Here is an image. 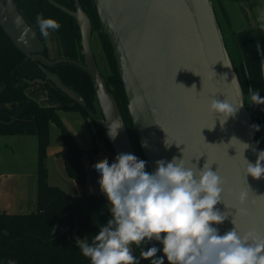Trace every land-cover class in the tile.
<instances>
[{
	"label": "water",
	"instance_id": "1",
	"mask_svg": "<svg viewBox=\"0 0 264 264\" xmlns=\"http://www.w3.org/2000/svg\"><path fill=\"white\" fill-rule=\"evenodd\" d=\"M45 1L74 20L84 60L46 57L43 53L48 45L25 20L15 1L0 0V28L26 60L42 64L40 77L29 81V85L50 83L102 126L114 157L129 153L139 159L114 93L96 63L90 42V16L78 1L73 10L56 0ZM91 2L111 49L126 111L141 154L147 161V172L156 171V161L170 162L174 157L184 159L190 167L195 164L202 168L206 162L212 164V170H218L224 180L222 200L215 208L228 214L223 224L213 227L223 235L234 227V221L241 234L255 229L264 235V177L256 180L245 176V159L254 164L260 149L245 108L241 81L226 49L212 1ZM254 41L264 91V54L257 38L254 37ZM242 60L250 98L253 82L243 55ZM57 64L73 65L88 74L96 113L78 92L47 69ZM213 97L244 105L223 122L218 114L209 111ZM114 121H118L120 127L113 141L108 132ZM118 124H114V130ZM245 190H248V198L241 203L238 194ZM241 208L247 210L246 214L240 213ZM147 243L149 248L155 246V240ZM130 251L134 256L131 246ZM156 258L157 254L153 259Z\"/></svg>",
	"mask_w": 264,
	"mask_h": 264
},
{
	"label": "clouds",
	"instance_id": "2",
	"mask_svg": "<svg viewBox=\"0 0 264 264\" xmlns=\"http://www.w3.org/2000/svg\"><path fill=\"white\" fill-rule=\"evenodd\" d=\"M260 18L264 19V11ZM36 24L44 38L49 37L50 30L60 28L56 20L43 16H37ZM250 99V104L264 105L259 91L250 90ZM243 105L213 97L209 111L224 122ZM114 124L118 121L108 132L113 141L120 127L118 124L114 130ZM253 127L259 131L258 125ZM245 161V176L256 180L264 177V150L257 153L254 164ZM146 164L133 154L120 153L111 165L107 158L93 165L101 174L98 182L109 201L110 219L91 241L86 237L76 240L90 264H139L130 246L152 240L163 245L168 264H264V235L255 229L241 234L234 221V227L223 235L213 227L223 224L228 214L215 208L222 200L224 180L218 170H212V164L190 167L184 159L174 157L170 162L156 161L154 173L146 171ZM247 198L248 190L238 194L241 203ZM239 211L246 214L247 210ZM158 251L155 246L141 250L140 258L150 264H164L163 258L153 259Z\"/></svg>",
	"mask_w": 264,
	"mask_h": 264
},
{
	"label": "trees",
	"instance_id": "3",
	"mask_svg": "<svg viewBox=\"0 0 264 264\" xmlns=\"http://www.w3.org/2000/svg\"><path fill=\"white\" fill-rule=\"evenodd\" d=\"M38 8L41 12L58 11L45 0H38ZM92 9L94 10L93 7ZM71 20L74 22L72 18ZM236 45L239 47V44ZM43 54L46 56V50ZM24 59L23 54L13 46L0 28V103H24L20 114L33 117L37 139L35 210L21 214L0 213V264H90L89 259L82 256L76 240L86 237L91 241L92 236L98 234L99 227L110 219V211L102 193H86V172L82 162L84 151L77 146L60 121L58 109L76 110L83 115L92 139L91 153L110 156L113 152L102 126L95 123L84 108L72 103L58 90L51 87L58 100L68 105L41 106L26 95L25 89L32 78L17 71L18 64ZM240 68L243 92L244 95H248L242 63ZM114 96L127 124L119 99L115 94ZM244 104L261 151L263 124L259 107L247 104L245 98ZM8 120L7 114L0 113V121ZM49 123H54L59 129L62 149L58 155L63 161L67 177L80 186L82 190L80 195L50 186L47 182V168L44 161L49 143ZM254 125L259 126V131L255 130ZM131 247L134 250L133 257L139 260V264H150L149 260L140 258V251H147L149 248L147 241L142 246ZM155 247L159 249L158 258H163L156 240ZM163 259L164 264H168L167 258Z\"/></svg>",
	"mask_w": 264,
	"mask_h": 264
},
{
	"label": "crops",
	"instance_id": "4",
	"mask_svg": "<svg viewBox=\"0 0 264 264\" xmlns=\"http://www.w3.org/2000/svg\"><path fill=\"white\" fill-rule=\"evenodd\" d=\"M19 11L29 23V25L37 32L40 39L48 45V48H54L55 53L52 54V58H68L72 60H78L83 62V54L80 44V35L78 28L71 20V18L60 11H44L41 12L38 8V0H14ZM59 3L70 6L75 0H57ZM214 8V12L223 33V37L232 40L231 43L239 44V50L242 52L245 58L250 75L253 82L254 90L260 92L261 98L263 97V86L260 73V65L257 56L254 37L257 38L261 49L264 54V19L260 18V14L264 11V0H211ZM84 9L90 11L93 7L91 0H79ZM94 15V13H92ZM91 14V16H92ZM37 16H43L44 18H51L56 20L60 24L58 30H50V35L47 38L41 36L36 24ZM93 22L92 32L94 41L91 43L94 54L102 57L98 59V64L107 73L106 80L109 88L111 87L112 79L116 75L115 68L112 69L108 62L109 54L111 53L110 46L105 42L106 37L103 35L97 18ZM97 24V25H96ZM225 41V40H224ZM109 49H108V46ZM107 51V52H106ZM102 52V53H101ZM106 53V54H105ZM107 55V57H106ZM79 77L82 78L84 84L83 98L89 107V109L96 113L94 101V93L88 74L82 69L78 68ZM36 77V76H35ZM40 77V76H38ZM117 77V76H116ZM37 78V77H36ZM109 82V83H108ZM32 86V85H31ZM26 95H28L27 89H25ZM32 99V98H31ZM35 100V99H33ZM59 101V100H58ZM38 103V102H37ZM42 106V104L38 103ZM68 105L64 102L57 103V106L62 107ZM24 106V103L20 102L15 106H9V112L11 111L12 118L9 116L8 121H2L7 124H1L0 121V138H4L3 145L11 143L12 149L10 155L6 152V162L4 167V175H0V191L5 190V187L11 188L14 185L9 197L14 204L35 207L36 204V170H37V139L35 136L36 124L31 116H21L20 112ZM261 120L264 129V105H258ZM3 112V111H2ZM58 117L62 124L67 128L71 136L73 137L77 146L84 151L82 155V162L86 172V193H102L100 190V173L93 167V165L107 158L109 165L115 162L113 157L109 155L98 156L92 151V139L90 136L89 126L83 115L76 110L58 109ZM58 130V138L54 140L52 133ZM9 139L11 141H7ZM61 139L59 129L54 123H49V143L46 148L45 154V166L47 168V182L50 186H56L66 192V189L62 187L60 182L56 181L59 177H65L66 173L61 157L58 153L61 151ZM18 151V154H17ZM5 152V150H4ZM27 152V153H26ZM8 158V160H7ZM11 160V161H10ZM27 163V164H26ZM31 166V177H26V184L23 179L25 167ZM22 180H18V174ZM29 174V173H27ZM67 176V175H66ZM72 186L71 194L80 195L82 190L80 186L73 180L67 178ZM6 191V190H5ZM103 194V193H102ZM104 195V194H103ZM108 207L109 201L104 195ZM17 208V207H16Z\"/></svg>",
	"mask_w": 264,
	"mask_h": 264
},
{
	"label": "rangeland",
	"instance_id": "5",
	"mask_svg": "<svg viewBox=\"0 0 264 264\" xmlns=\"http://www.w3.org/2000/svg\"><path fill=\"white\" fill-rule=\"evenodd\" d=\"M92 18H93V20L95 22V19H96L95 12H94V15L92 14ZM224 40H225L226 47H227L226 49H227V51L229 53V56L231 58V61H232L233 65L238 67L239 70L241 71L240 63H242V65H243L242 52L239 50L237 45L231 43L232 40H229L228 38H225V37H224ZM90 41H91V43H93V41H94L93 35H91ZM105 42L107 44V42H108L107 39H105ZM108 49H109V46H108ZM54 53H55V49L54 48H52V50H51V48H47L46 57L52 58L51 55L54 54ZM106 57H107V55H106ZM95 58L97 59V61H98V59L99 60L102 59V57L97 56L96 53H95ZM107 59H108V62L110 64V67L112 69H114L115 68V64H114V60H113V57H112L111 53L109 54V57ZM41 65L42 64H41L40 61H37V60L29 61V60L24 59L18 64L17 71L19 73L23 74V75H26L27 77H31L32 79H34V78H36V77L41 75V73L39 71V68H40ZM98 66L101 69V71H102L101 73L104 75L105 79L106 80L108 79V81H109V77L110 76L107 77V73L104 71V69L100 65H98ZM47 69L50 72L57 74L64 85H66L67 87H69V88L73 89L74 91L78 92L83 97V95H84L83 94L84 93V84H83L82 78L79 77L78 67L73 66V65H69V64H57V65H54V66H51V67H47ZM115 72H116V69H115ZM114 76H115V78H113L112 82H111V87H113V90L111 88H110V90L119 99V102H120L124 117L126 119V122H127L128 128H129V132H130V135H131L132 140L134 142V145L136 147L139 159L140 160H144V158H143V156L141 154V151L139 149V146H138V142H137V138H136L135 132H134V130L132 128L129 116H128L127 111H126V102H125L124 95H123V92H122V89H121V86H120L119 79H118V77H116L117 73ZM51 87H52V85L50 83L46 84V85L35 84V85H32V86L31 85L27 86L26 89L28 91V95L30 94L29 96L32 99H35L36 102L42 104V106L56 105L57 103H59V101H58V98L56 97V95L54 94V92L52 91ZM245 101H246L247 104L251 103L249 95H245ZM18 103H20V102L0 103V113L7 114V115L10 116V118H12L11 111L9 112L8 108H10L13 105L15 106ZM4 123L5 122L1 121V124H4ZM5 124H7V123H5ZM57 134H58V130L56 129V131H54V133H52V136H53L52 138L54 140H57V138H58ZM6 140L7 141H11L9 139H6ZM3 142H4V138H0V175H4V174H1V173H4V172H1V171H4L3 170L4 169L3 165L5 166V162H6V152L10 155V152L12 150V149L8 148V147L12 148L10 142H8V145H6V146L3 145ZM36 146H37V144H36ZM4 150H5V152H4ZM17 154H18V151H17ZM110 157H113L115 159L113 153L110 155ZM7 160H8V158H7ZM36 162H37V158H36ZM44 163H45V161H44ZM146 171H147V166H146ZM27 173H29V174H27ZM24 174L25 175L23 176V179H24L25 184H26V177L27 176L31 177V166H30V168L29 167H25ZM19 175L20 174H18V180H22L19 177ZM67 178L68 177L65 175V177H62V179L58 177L56 179V181L60 182L62 187L64 189H66L67 191H69V193H70V191L72 190V186L70 185V181ZM13 187H14V185H12L11 188L8 185V187H5L6 191L5 190L0 191V213L21 214V213H27V212H30V211H34L35 207H31L29 204L27 206L24 205L22 207H20L19 204L12 206V204H14V203L10 199L9 195L12 192L15 191V189H13ZM156 242H157V244H158V246L160 248V251H161V254H162L163 258H165V256L163 255V251H162L163 245L160 242H158V241H156Z\"/></svg>",
	"mask_w": 264,
	"mask_h": 264
},
{
	"label": "flooded vegetation",
	"instance_id": "6",
	"mask_svg": "<svg viewBox=\"0 0 264 264\" xmlns=\"http://www.w3.org/2000/svg\"><path fill=\"white\" fill-rule=\"evenodd\" d=\"M75 1H78V2H79V0H75ZM74 4H75V2H73L72 5L67 6V7L73 10V9H74ZM79 4L81 5L80 2H79ZM81 7H82V9H83V10H84V11L90 16V18H91V17H92L91 14L94 13V10L91 9L90 11H88V10L84 9L82 5H81ZM92 26H93V22H92ZM90 42H91V41H90ZM91 46H92V45H91ZM92 51H93V49H92ZM93 54H94V52H93ZM94 57H95V54H94ZM95 60H96L97 65H99L98 62H97V59H96V58H95ZM234 67H235V70H236L237 74L239 75V78L241 79V71L239 70L238 67H236V66H234Z\"/></svg>",
	"mask_w": 264,
	"mask_h": 264
}]
</instances>
